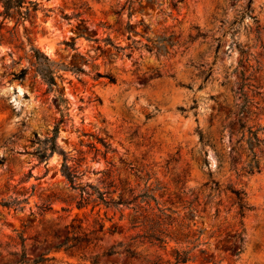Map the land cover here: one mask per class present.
Masks as SVG:
<instances>
[{
  "label": "rangeland",
  "instance_id": "1",
  "mask_svg": "<svg viewBox=\"0 0 264 264\" xmlns=\"http://www.w3.org/2000/svg\"><path fill=\"white\" fill-rule=\"evenodd\" d=\"M36 1L40 9L31 23L25 21L27 36L18 24L10 41L8 30L16 18L0 28V202L21 191L30 194L23 210L0 204V244L9 242L13 250L20 232L27 259L47 258L43 264H92L95 254L97 264H170L175 248L190 249L185 264H264V169L248 175L240 170L245 154L235 167L227 158L229 125L244 102L250 110L246 127L259 128L258 137L264 139V0H182L176 9L170 0H132L130 12L120 16L115 12L126 0ZM128 13L136 32L131 38L137 41L131 58L109 62L99 50L95 53L97 44L84 38H76L75 49L64 45L76 37L78 19H83L93 37L109 34L127 46L125 36L105 27L126 22ZM64 14L80 16L66 20ZM197 31L205 36L193 39ZM170 35L174 45L167 54L142 47L152 45L148 39ZM26 37L55 64L80 66L85 73L58 67L63 78L57 79L58 91L46 93L47 86L34 76ZM21 68L28 69L26 78L13 79L11 73ZM96 71L112 74L116 82L93 80ZM59 94L67 104L57 105ZM65 107L69 120L60 125L57 144L79 175L75 184L104 191L111 182L112 197L123 188L147 192L154 201L139 204L142 216L163 210L172 218L168 231H200L197 241L186 246L167 238L165 244H150L132 239L141 228L129 226V209L77 208L82 191L70 187L62 175L63 155L55 152L39 163L32 142L34 134L50 135ZM237 135H232L233 142ZM99 139L113 151L103 154ZM29 171L31 177L21 182ZM210 181L218 183V192L205 186ZM226 187L244 190L254 210L240 218ZM53 194L74 200L47 202ZM44 204L50 209L41 211L38 207ZM75 217L86 231L100 219L107 228L115 223V232L96 234L95 247L49 251ZM242 229L243 250L236 254L238 240L232 236ZM119 242L133 254L117 247L114 254L102 255ZM0 252V264L11 258L1 247Z\"/></svg>",
  "mask_w": 264,
  "mask_h": 264
},
{
  "label": "trees",
  "instance_id": "2",
  "mask_svg": "<svg viewBox=\"0 0 264 264\" xmlns=\"http://www.w3.org/2000/svg\"><path fill=\"white\" fill-rule=\"evenodd\" d=\"M155 3V0H148ZM182 2V0H170V5L173 9H176L178 3ZM133 5L132 0H126L124 4L115 12L117 16H120L123 11L130 12ZM0 28H2L3 24L7 20H11L16 18L15 25L8 30L10 35V41L13 40L14 37V29L19 24L23 26L24 34L27 36L28 29L25 27V21H29L36 17L37 11L40 9L39 4L36 0H0ZM85 11L89 10V7H83ZM79 14H75L73 16H69L64 14L63 17L66 20H70L71 17H79ZM131 14L128 13V20L124 23L117 22L115 28L110 26H106L101 23L100 26L105 27L107 29H112V32L125 36L126 40L130 41V44L127 46H120L114 42V40L108 34L104 38H96L93 37L92 34L89 33L88 27L86 26V22L83 19H78V28L76 37H72L71 41H65L64 45L67 48L75 49V40L76 38H84L89 42H94L97 44V50L100 51L101 55L106 58L109 62L120 57V58H131L132 50L135 49L137 41L132 40L131 35L136 33L132 29V25L130 23ZM170 35L168 37H162L157 40L148 39L149 43L152 45L144 44L142 47L151 54H167L168 46H173L174 42H172ZM203 33L197 31L196 35L193 39L198 37H204ZM22 44V43H21ZM26 44L28 46V52H30L35 67V75H38L41 81L47 86L46 93L56 92L57 90V79L60 81L63 80L62 75L58 74V67H63L65 71L70 70L76 74L85 73V70L80 66H66L64 64H55L48 55H46L43 51H41L37 46H35L29 37H26ZM97 59V58H96ZM87 61V60H86ZM28 74L27 68H21L18 72H12L11 75L13 79L23 81ZM93 80H98L100 78H105L109 83H115L116 78L110 73H101L100 71H96L93 76ZM57 101V105L60 106L62 103L67 104L68 101L66 98H63L62 94H59L55 97ZM68 108H64L60 110V118L53 126L50 131L49 136H45L43 138H39L37 134H34L33 143L37 145L34 149V154L36 155L38 162H46L50 156H52L55 152L63 155V161L61 164V172L65 179L70 184V187L80 189L82 194L80 195L79 200L76 202L77 208L85 207L89 204H92V208L102 205L105 209H117L122 211L123 209H129L131 213L128 217V223L131 228H141V234L135 235L132 239L140 238L143 241H146L150 244H165L167 242V238L173 240L176 244H189L194 243L199 238V233H191L189 230H183L179 228L176 231H168L167 226H169L172 222V218L169 214H166L163 210L158 209V214L150 215V216H142L139 213L140 206L139 204L145 203L148 204L147 200L151 199L154 201V198L149 195L147 192H143L140 194H135L134 190L131 188H123L118 194L117 197H112L115 191L109 192L108 188L114 187L111 182L105 186V190L101 191L98 188L94 187L91 184H85L83 186L75 184V180L79 177L76 173L75 169L67 164V157L64 151L57 144V138L59 134L60 125L63 124L66 120H69V114L65 112ZM250 115V110L248 106L244 104L240 105L238 111L236 112V120L230 122V131L228 136L229 144L231 145L227 152V158L231 166L235 167L239 162V158L241 154H245L247 161H245L241 166V171L245 174H254L255 172H260L264 169V156H262L264 151V139H260L258 137L259 128L253 129V127H246V118ZM246 117V118H245ZM234 127L237 129L234 130ZM237 135L234 142L232 140V135ZM105 151L103 154H106L109 151H113L110 145L104 141L103 139L98 140ZM262 159V163H260V159ZM208 158L207 154L203 160L205 164H207ZM46 165V163H45ZM31 177V172L29 171L24 177L21 179V182L28 180ZM205 186H208L210 190L218 192L220 190V186L217 182L210 181L206 183ZM225 190L229 191L232 195L233 203L237 207V215L240 218H244L246 214L250 211L254 210V207L250 205L246 200V193L242 189H235L231 187H226ZM33 191V187H31L30 192ZM85 194V196H84ZM18 196L9 199H2L0 204L2 207L7 209L13 208L14 210H23L22 204H26L29 199V195L23 193V191L17 193ZM51 199H57L62 201L74 200L70 197H60L56 195L47 196L46 201L49 202ZM41 211L49 210L50 207L48 205H41L38 207ZM92 209V210H93ZM65 210V209H63ZM106 214V212H105ZM124 216L121 213L120 219ZM109 221L112 218H108ZM242 225V224H241ZM115 223H112L111 227L107 228L105 222L100 219H95L93 221V229L90 231H86L82 227V222L76 217L72 219L71 223H69L66 228L65 237L58 243L51 247V250L55 252H59L63 250L65 252H74L77 249L82 247L96 246L99 239L95 236L98 233H114L115 232ZM244 230L242 229L240 232H236L232 238L238 240L237 243V251L236 254L242 252V244L245 240L243 235ZM13 241V240H12ZM14 249L11 250V243H5L4 245L0 244V247L11 256V258H2V264H43L47 258L39 257L35 259H27V255L25 253L24 245L25 238L22 233L18 232L14 241ZM16 246H19L17 248ZM117 247H124L125 252L127 254H133L129 247H126L123 243L119 242L117 244H113L110 247L103 250L102 255H112L115 253ZM194 246L193 248H195ZM190 249H181L175 248L173 252L174 261L170 264H185L190 261ZM1 255V252H0ZM99 254H95L91 257V263L97 264L96 261ZM54 259V258H52Z\"/></svg>",
  "mask_w": 264,
  "mask_h": 264
}]
</instances>
